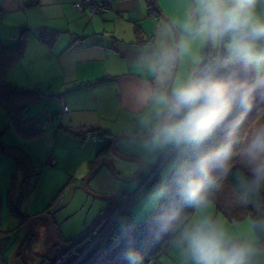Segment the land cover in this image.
Returning a JSON list of instances; mask_svg holds the SVG:
<instances>
[{
	"label": "crops",
	"instance_id": "obj_1",
	"mask_svg": "<svg viewBox=\"0 0 264 264\" xmlns=\"http://www.w3.org/2000/svg\"><path fill=\"white\" fill-rule=\"evenodd\" d=\"M35 1L0 0L3 46L14 48L22 30L28 35L23 55L7 81L41 93L40 101L23 117H37L43 130L42 136L33 140L15 134L17 139L11 136L7 141L4 134V143L26 153L32 173L38 176L26 189L21 185L22 173L10 159L0 155V264H9L23 227V219L12 216L11 208L18 209L25 221L50 215L58 239L66 244L79 239L111 209L109 202L94 199L82 189L97 152L107 140L138 135L129 129L140 121L147 120L149 125L156 121L155 105L162 104L174 67L173 27L185 51L196 46L192 42L198 35L191 27L199 19L197 0H155V8L151 0H110L107 12L91 17L87 9L74 8L79 0ZM149 4L153 14L148 12ZM40 29L55 31L58 36L52 44H46L39 38ZM221 40L223 43L224 37L220 36ZM62 104L67 106L66 112ZM4 127L8 129L9 125ZM139 131L147 133L146 128ZM86 133L93 138H87ZM103 133L107 135L99 138ZM117 146L123 154L124 145L119 142ZM115 158L109 151L101 161L109 162L118 176L129 181L124 175L135 169L124 167ZM51 159L54 166H48ZM17 174L22 176L19 185ZM133 188L132 182L117 180L104 167L88 184L90 191L113 196L117 201L122 193H133ZM23 189L34 192L26 202ZM204 217L222 227L230 242L251 244L249 264H264V250L258 249L251 224L231 226L216 215L212 205L197 208L155 264H192L181 241L182 233L193 221ZM9 220L15 225L6 226ZM26 239L15 264H43L46 255L53 254L57 260L63 253L64 249L52 242L47 221L32 223ZM73 258L69 255L65 260L72 262Z\"/></svg>",
	"mask_w": 264,
	"mask_h": 264
},
{
	"label": "trees",
	"instance_id": "obj_2",
	"mask_svg": "<svg viewBox=\"0 0 264 264\" xmlns=\"http://www.w3.org/2000/svg\"><path fill=\"white\" fill-rule=\"evenodd\" d=\"M38 34L46 44H52L58 36L57 32L48 29H40ZM27 36V31L22 30L14 48L5 47L0 41V108L8 117L9 128L17 136L33 140L41 137L43 130L39 128L37 117L25 118L23 115L30 106L40 101L41 93L36 89L19 88L7 81L9 73L23 55ZM206 51L198 80L212 79L215 75V80L227 85L229 94L234 97L227 115L203 140L189 141L183 154L186 161L168 175L161 196L146 218L134 224L129 220L128 211L114 220L115 213L106 220V224L105 221L101 224L100 227H106L114 220L101 236V231L97 229L78 246L63 250L54 264H61L69 255L74 258L67 264L77 259H80L77 264H91L97 257L103 259L100 264H147L150 260L155 261L191 220L197 208L206 205H212L216 215L231 225L250 220L258 249L264 250V177L258 179L253 172L255 164L246 163L240 157L250 129L264 117V71L255 72L251 62L244 57L230 60L210 49ZM5 130H0V155L10 159L22 173L21 185L27 189L30 180L36 182L38 175L31 177L33 170L26 153L4 143ZM106 135L103 133L99 138ZM185 141L180 144L175 142L168 147L161 154L157 166L176 147L172 155L179 151ZM230 141L233 144L230 156L220 157L218 150ZM111 142L107 140L99 149L93 169L110 151ZM155 181L151 179L147 185ZM193 182L200 185L201 193L207 198L203 206L193 205L189 201V185ZM10 212L12 216L23 219L21 225H24L25 218L18 209L11 208ZM125 220L130 221L127 227L124 226ZM111 229H118L125 234L119 248L113 249L108 238Z\"/></svg>",
	"mask_w": 264,
	"mask_h": 264
},
{
	"label": "clouds",
	"instance_id": "obj_3",
	"mask_svg": "<svg viewBox=\"0 0 264 264\" xmlns=\"http://www.w3.org/2000/svg\"><path fill=\"white\" fill-rule=\"evenodd\" d=\"M254 4L255 0H197L199 19L191 27L196 34L211 38L227 33L251 39L264 37V22L256 17ZM252 47L244 39L235 44L234 51L248 57ZM232 99L227 85L220 80L209 78L181 84L172 94L170 107L173 113L183 112V115L162 125L157 138L163 143L203 140L227 115ZM165 102L168 101L165 99ZM232 147V142H228L218 150V155L229 157ZM246 154L255 164L254 175L258 179L264 177V125L252 134ZM188 197L196 206L207 203L200 185L195 182L189 185ZM181 241L192 264H249L253 251L249 243L230 242L225 230L208 217L189 224Z\"/></svg>",
	"mask_w": 264,
	"mask_h": 264
},
{
	"label": "rangeland",
	"instance_id": "obj_4",
	"mask_svg": "<svg viewBox=\"0 0 264 264\" xmlns=\"http://www.w3.org/2000/svg\"><path fill=\"white\" fill-rule=\"evenodd\" d=\"M254 13L256 17L264 22V0H255L254 4ZM197 40L195 39L194 42L196 43V46L193 48L185 51L183 49L182 44L180 43V37H179V47L177 50V60H176V73L175 77L170 89V96L172 98V94L174 90L180 86L181 84H184L190 80H197L198 76L201 72L202 66L205 61L206 57V50L210 49L213 53L217 54L220 56L223 54L224 56L228 57L230 60H233L237 57H244L248 61L251 62L253 69L255 72H261L264 71V37H260L257 39H251L248 37H245L241 34H234V33H227L222 35V38L224 37V41L222 43V40L220 41V36L211 38V37H206L203 35H197L195 36ZM247 39L248 42H250L253 47H252V52L250 56L245 57L238 55L234 51V46L238 41ZM207 42H209L207 44ZM207 44V45H206ZM165 99L167 100L166 96L164 95L162 99V104L159 102L155 109H156V115H154V123L152 125H149V122L147 120L145 121H140L138 126H132L129 130V132L138 134V135H133V137H137V139H124L120 140L119 142L124 145V150L123 154L121 155L127 157V158H135L141 161V173L138 178H136L132 183H133V193L136 194L137 190L139 188H143L142 191L138 195H136L135 199L130 203L128 206V213H129V219L131 220L132 223L137 224L140 221H142L146 216L152 211L154 208L156 202L158 201L159 197L161 196V193L164 189V182L167 179L168 175L174 171V169L178 165H182L186 160L183 158V154L185 152L186 146L189 143V140H186L179 151H177L174 155H172L170 158L169 156L172 154V152L177 148H175L171 154L165 158V160L157 166V162L159 158L161 157V154L168 148L171 147L175 141L168 142V143H163L157 138V134L151 135L149 138L144 139V136L150 135L153 133L157 127V125L165 118L168 116H171L173 112L171 111L170 103L165 102ZM168 101V100H167ZM159 107H163L162 109L158 110ZM168 110L166 117L161 118L162 112L165 110ZM155 113V111H154ZM183 115V112L179 113V115L171 120H169L167 123L172 122L173 120L181 118ZM26 116V114L24 115ZM9 120L6 114L2 111L0 108V130L6 128H2L4 124H8ZM264 125V117H261L250 129L248 135L246 136V139L243 143L244 148L241 152V159H244L245 162L253 163L250 161L248 155L246 154V150L248 148V145L252 139V134L254 131ZM146 128V135H143V133H140L143 128ZM149 127H153L150 129ZM138 132V133H136ZM142 134V135H140ZM16 138L15 133L11 128H8L5 130V139L9 141L8 139L10 137ZM127 136H132V135H127ZM141 137V138H140ZM195 141V140H194ZM118 142V143H119ZM182 142V141H181ZM180 142V143H181ZM179 143V144H180ZM178 144V145H179ZM118 146L121 147V144ZM116 146V149L118 152L119 147ZM169 158V159H168ZM264 158V157H262ZM119 163L122 165H126L124 167H133L135 170L134 171H127V173L124 175L125 177H129L130 180L134 179L135 176L139 173V165L137 163L133 162H128V161H123L118 158H115ZM18 175V185L21 182L22 176ZM153 180L155 182H152L151 185H147L150 180ZM34 192L29 193L27 190L23 189L22 190V198L23 202H26L27 197L31 196ZM211 207V206H210ZM219 219H222L219 217ZM98 220V219H97ZM96 220V221H97ZM95 221V222H96ZM39 222H46L45 220H37L35 223ZM245 223H250V220H245ZM10 223H15L11 222L10 220L6 223V226H11L15 224H10ZM107 221H105V224ZM238 224V223H237ZM251 224V223H250ZM231 225V224H230ZM235 225V224H234ZM233 225V226H234ZM232 226V225H231ZM90 228V227H89ZM88 228V229H89ZM23 229V227H22ZM100 229V228H99ZM105 227H101V232H104ZM87 231V230H86ZM22 234V232H21ZM125 237V234H122L119 232L118 229H111L108 233V238L112 242V247L113 249L119 248L121 244V240ZM174 240V239H173ZM173 242V241H171ZM170 242V243H171ZM59 248V247H58ZM166 250V249H164ZM164 252V251H163ZM162 252V253H163ZM40 255V254H39ZM41 256V255H40ZM45 261L43 264H54L56 258L55 255L53 254L46 255ZM103 259L96 258L95 262L91 264H100Z\"/></svg>",
	"mask_w": 264,
	"mask_h": 264
},
{
	"label": "water",
	"instance_id": "obj_5",
	"mask_svg": "<svg viewBox=\"0 0 264 264\" xmlns=\"http://www.w3.org/2000/svg\"><path fill=\"white\" fill-rule=\"evenodd\" d=\"M151 3L152 5L154 6L155 8V0H151ZM157 13L163 18L165 19V17L159 12L157 11ZM173 30L175 32V35H176V48H175V58H174V67H173V71H172V76H171V79L168 83V86L166 88V91H165V96L168 100V102L170 103L171 101V96H170V89H171V86H172V83H173V80H174V77H175V73H176V60H177V50H178V47H179V37H178V34H177V31L175 30V28L173 27ZM181 113V112H180ZM179 115V113H173L171 116H168L167 118L163 119L156 127L155 131L153 133H151L150 135H147V136H144L143 138L146 139V138H149L151 135H154L158 132V130L161 128L162 125H164L165 123H167L169 120L177 117ZM141 138V137H140ZM124 139H137V137H133V136H127V135H122L120 137H116L115 139L112 140L111 142V146H110V153L115 156L116 158L120 159V160H123V161H128V162H133V163H137L139 165V173L137 174V176H135L134 179H131V180H123L120 176H118L112 166L110 165L109 162L107 161H101L99 162V164L87 175V177L84 179L83 181V185H82V189H83V192L85 194H87L88 196L94 198V199H98V200H101V201H106V202H109L111 204V209L101 215L98 220L77 240L71 242V243H63L61 242L57 235H56V232H55V224L53 222V219L50 215L48 214H42V215H38L36 217H32V218H29L23 225V229H22V234H21V237L20 239L18 240L15 248L13 249L12 251V254L10 256V259H9V264H15V261H16V257L22 247V245L24 244V241L27 237V233H28V230H29V227L32 223H34L35 221L37 220H45L47 221L48 223V226H49V235H50V238L52 240V242L57 245L59 248L61 249H64V250H69V249H72L76 246H78L79 244H81L82 242H84L86 240V238L92 234L98 227H100V225L106 221L109 217L113 216L117 209H118V201L113 197V196H110V195H100V194H96L92 191H90L88 189V184L89 182L94 178L96 177V175L98 174V172L104 167L106 169L109 170V172L111 173V175H113L117 180H121V181H126V182H133L136 178L139 177L140 173H141V161H139L138 159H135V158H127L123 155H121L117 149H116V146H117V143L120 141V140H124ZM103 234V232H101L100 236ZM99 236V237H100Z\"/></svg>",
	"mask_w": 264,
	"mask_h": 264
},
{
	"label": "built area",
	"instance_id": "obj_6",
	"mask_svg": "<svg viewBox=\"0 0 264 264\" xmlns=\"http://www.w3.org/2000/svg\"><path fill=\"white\" fill-rule=\"evenodd\" d=\"M35 2H36L35 0H32V4H34ZM73 6L76 10H79V11H81L83 9H87L88 13H89V17H91L93 15H99V14H102L104 12H107L109 10L110 0H79V1L75 2L73 4ZM148 12H149V14H153L152 5H150V4L148 6ZM212 79L215 80V75L213 76ZM67 109H68L67 106L62 104V111L66 112ZM86 137L87 138H93L92 134H90V133L89 134L87 133ZM54 165H55V161L53 159H51L48 162V166H54ZM32 176H34V172L31 174V177ZM143 188L141 187L136 192V194L130 193V192H124L120 195V208L118 209V212L116 214V218H118L120 215H122L123 213L128 211L129 204L135 199L136 195H138L140 193V191H142ZM128 225H130V221L125 220L124 226L127 227ZM79 260L80 259H77L72 264H77L79 262ZM69 261H70V259L64 260L61 264H67ZM147 264H155V261L150 260L147 262Z\"/></svg>",
	"mask_w": 264,
	"mask_h": 264
},
{
	"label": "flooded vegetation",
	"instance_id": "obj_7",
	"mask_svg": "<svg viewBox=\"0 0 264 264\" xmlns=\"http://www.w3.org/2000/svg\"><path fill=\"white\" fill-rule=\"evenodd\" d=\"M129 205H130V204H129ZM119 208H120V198H119V200H118V209H119ZM118 209H117L116 213L118 212ZM115 218H116V217H115ZM115 218H114V219H115ZM112 222H113V221H112ZM112 222H111V223H112ZM111 223H109V224H111ZM100 226H101V225H100ZM99 228H100V229H99ZM107 228H108V227H107ZM107 228H106V229H107ZM97 229H98L99 231H101V227H98ZM97 229H96V230H97ZM96 230H95V231H96Z\"/></svg>",
	"mask_w": 264,
	"mask_h": 264
}]
</instances>
